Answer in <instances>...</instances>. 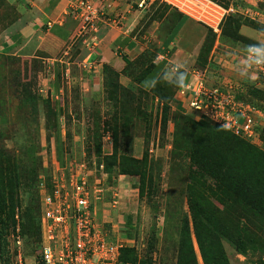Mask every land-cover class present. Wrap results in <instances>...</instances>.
<instances>
[{
  "label": "rangeland",
  "instance_id": "obj_1",
  "mask_svg": "<svg viewBox=\"0 0 264 264\" xmlns=\"http://www.w3.org/2000/svg\"><path fill=\"white\" fill-rule=\"evenodd\" d=\"M131 1L137 7L139 0ZM196 1L213 13L203 17L210 25L220 18L213 11L222 13L215 6L232 7L234 13L225 14L214 31L182 18L163 0H145L130 32L147 37V48L163 49L170 61L164 73L171 65H183L186 73L206 68L209 86L218 85V77L237 83L238 93H246L264 117V74L251 69L241 77L236 68L243 62L233 61L244 58L248 45L264 43V34L256 31L264 33V27L255 23L264 15V0ZM16 16L13 0H0V32ZM123 23L122 29L125 18ZM240 23L246 34L237 30ZM80 32L66 42L68 55L66 43L52 57L0 49V264H15L18 253L23 264L35 263L41 185L80 162L103 190L96 222L108 240L122 243L127 264H264V236L257 232L264 218L254 220L264 216V121L257 143H246L185 116L175 103L178 88L164 73L163 84L151 91L134 82L122 85L107 70L92 73L81 64L90 46L82 52L80 45L96 37ZM165 39L172 42L161 46ZM84 76L93 77L95 85L88 89L76 80ZM131 76L136 77L133 71ZM247 213L253 220L245 219ZM246 228L254 230L245 237L252 251L235 245Z\"/></svg>",
  "mask_w": 264,
  "mask_h": 264
},
{
  "label": "built area",
  "instance_id": "obj_2",
  "mask_svg": "<svg viewBox=\"0 0 264 264\" xmlns=\"http://www.w3.org/2000/svg\"><path fill=\"white\" fill-rule=\"evenodd\" d=\"M163 1L186 18L199 20L214 31L225 14L234 13L233 8L224 10L215 6L222 13L213 11L220 18L210 25L203 17L207 18L205 14L213 16V13L200 8L201 4L196 0ZM100 3V0H78L71 5L69 13L80 23L83 32L92 35L98 32L100 21L122 29L124 17L105 15L99 8ZM144 4L145 0H139L137 8H143ZM238 59L244 60L233 57L235 63ZM252 69L264 74V65ZM210 74L206 68L189 70L185 86L175 93L176 105L196 121L218 126L239 139L256 144L263 115L250 104L237 100V83L218 77V85L209 86ZM89 171L92 170L88 165L80 162L51 181V188L42 183L39 195L41 242L34 264H119V251L123 245L108 240L96 222V205L103 190L99 187V180L93 181L90 177ZM15 259V264H23L19 253Z\"/></svg>",
  "mask_w": 264,
  "mask_h": 264
},
{
  "label": "crops",
  "instance_id": "obj_3",
  "mask_svg": "<svg viewBox=\"0 0 264 264\" xmlns=\"http://www.w3.org/2000/svg\"><path fill=\"white\" fill-rule=\"evenodd\" d=\"M76 1L78 0H13L17 16L7 28L0 32L1 51H8L23 57H31L24 56L30 54L43 57L51 56L56 52L55 48L59 50L61 45L69 39L79 38L81 25L69 14L71 5ZM100 1L99 8L105 15H121L125 18L126 25L124 29H115L104 21L98 22V32L93 35L96 38L81 42L82 52H87V46H90V50H88L91 52L88 51L87 56L82 60V66L88 71L93 69L92 73H99L102 71V67L106 65L118 73V81L122 85L126 81L128 85L133 83L131 72L138 68L135 64L138 61L146 60V63L149 61L153 65L165 63L161 72L163 74L168 62H170L162 56L163 49L157 45H155V49L147 48V37H137L132 35L133 31L130 32L133 24L137 23V19L140 18L142 10L132 6L133 1L131 0ZM134 3L137 2L134 1ZM254 15L258 16L257 14ZM251 19L255 20L254 17ZM262 19H264V15L255 20V23L264 27ZM244 28V24L240 26L239 32L241 34H246ZM256 31L261 33L259 35L264 34L261 31ZM137 38L142 39L143 44L136 40ZM256 42L263 43L260 39ZM66 45L63 53L68 55L70 47L67 43ZM123 57L128 60L129 64L123 61ZM45 59L55 61L49 57ZM131 65L134 66L131 67ZM76 80L81 81L82 85H86L88 89L91 85H95L94 78L90 76L76 78Z\"/></svg>",
  "mask_w": 264,
  "mask_h": 264
},
{
  "label": "trees",
  "instance_id": "obj_4",
  "mask_svg": "<svg viewBox=\"0 0 264 264\" xmlns=\"http://www.w3.org/2000/svg\"><path fill=\"white\" fill-rule=\"evenodd\" d=\"M229 8V7H228ZM228 8H226V10L228 9ZM182 15V14H181ZM182 18H186V17H183L182 16ZM186 22V21H185ZM185 22H183V20L182 21H180V22H178V25H176L175 27H174V32H173V34L174 35H176L178 32H179V30L181 29V27L185 24ZM241 25H243V24H241L240 23V25L238 26V28H237V30L239 31V29H240V26ZM259 27H262V26H259ZM257 30H258V28H256ZM261 32H263L262 30H260ZM171 40V39H170ZM172 41H169L168 42V40L167 39H165L163 42H162V44H163V46L164 45H166V46H168L170 43H171ZM123 59V61L126 63V64H129V62H128V60H126L124 57L122 58ZM136 64V66L138 67V68H136V69H138V74H139V72H140V70H142V72H141V74H140V76H137L136 75V71L137 70H133V72L135 73V78L132 80V82H134V84L135 85H137L139 88H140V90H142V91H151L153 88H155V87H157V86H160V85H162L163 84V81H162V74H161V72H162V70H163V68H164V66H165V63H161V64H158V65H153L152 63H150L149 61H148V63H146V60H144V61H141V62H136L135 63ZM106 70L107 71H110V72H112V73H114V75L116 76V80H118V73L117 72H115L114 70H112L110 67H108V66H106V65H104L103 67H102V73L105 75V73H106ZM264 76V75H263ZM153 79H155L156 80V83H155V86L154 87H150V88H145L144 87V83H145V81H149V80H153ZM105 83V79H103V84ZM242 87V86H241ZM237 100H239V101H244V102H247L248 104H250V105H252L253 107H255L256 108V106H254L253 104H251V103H249L248 102V100H246L245 99V97H246V93L243 95L242 93H238L237 94ZM178 108H180L179 106H177ZM185 116H189V115H185ZM192 117V116H191ZM202 123H204V124H207V125H210V124H208V123H206V122H204V121H201ZM212 126H214V125H212ZM216 127H218V126H216ZM220 128V127H219ZM222 129V128H221ZM224 130V129H223ZM226 132H228V131H226ZM229 133V132H228ZM229 134H231V133H229ZM232 135V134H231ZM240 140H242V139H240ZM242 141H244V140H242ZM244 142H246V141H244ZM55 143H56V148H57V160H58V162H61V150H60V146H61V141H60V132H59V129H57L56 130V134H55ZM246 143H248V142H246ZM123 174V173H122ZM48 186V188H51V184H50V182H49V184L47 185ZM38 201H39V199H38ZM40 211V210H39ZM252 216H254V214H252V213H247L246 215H245V219L246 220H253V217ZM257 217H262V218H264V216L263 215H260V216H254V220L257 218ZM125 225H126V229L128 230V231H130L131 229H132V223H131V218L130 217H126V219H125ZM253 229H251V228H246V229H244V230H242L241 231V234H242V237H239V238H237L236 240H235V242H236V248H237V250H242V251H247V250H250V251H252L251 250V248H249V246H251L250 245V243H248V241H246L245 240V237L247 236V235H249V234H254L253 233ZM257 232H259V234H261V235H263L264 236V228L263 227H259V229L257 230ZM248 243V244H247ZM123 249V248H122ZM122 249H120V251H119V264H127L126 262H124L123 260V255H122ZM124 262V263H123Z\"/></svg>",
  "mask_w": 264,
  "mask_h": 264
},
{
  "label": "clouds",
  "instance_id": "obj_5",
  "mask_svg": "<svg viewBox=\"0 0 264 264\" xmlns=\"http://www.w3.org/2000/svg\"><path fill=\"white\" fill-rule=\"evenodd\" d=\"M244 60L242 65H238L236 71L239 76L247 77L253 66L264 65V43H257L248 45L243 49ZM183 65H171L164 73L167 76L169 83L173 84L177 88H183L185 86V80L187 73L182 70ZM156 80L145 81L144 87H154Z\"/></svg>",
  "mask_w": 264,
  "mask_h": 264
},
{
  "label": "bare ground",
  "instance_id": "obj_6",
  "mask_svg": "<svg viewBox=\"0 0 264 264\" xmlns=\"http://www.w3.org/2000/svg\"><path fill=\"white\" fill-rule=\"evenodd\" d=\"M215 19V18H214Z\"/></svg>",
  "mask_w": 264,
  "mask_h": 264
}]
</instances>
